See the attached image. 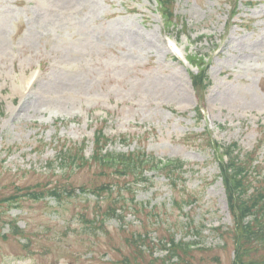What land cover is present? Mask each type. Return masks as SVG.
Listing matches in <instances>:
<instances>
[{
    "label": "rangeland",
    "instance_id": "obj_1",
    "mask_svg": "<svg viewBox=\"0 0 264 264\" xmlns=\"http://www.w3.org/2000/svg\"><path fill=\"white\" fill-rule=\"evenodd\" d=\"M174 2L179 23L166 28L154 0H0V195L37 182L76 186L63 202L27 200L22 212L3 207V217H19L31 242L0 236V264H115L132 250L123 229L147 231L159 244L156 256L165 254L159 246L173 233L211 248L194 264L231 263L232 242L224 245L205 228L199 238L188 232V216L173 199H192L183 211L191 209L194 227L231 224L223 186L214 179L217 160L198 138L204 127L223 145L237 142L240 153L256 149L253 163L264 173V0H238L232 19L226 0ZM165 35L207 63L202 109L209 122L196 120L198 99L186 69L167 54ZM35 67L40 76L26 91L23 80ZM98 126L112 138L105 149L180 158L186 168L174 189L146 172L147 182L135 189L145 212L108 220V233L82 223L100 219L95 197L78 195L80 187L104 180L94 165L65 177L47 169L63 143L85 141L89 156Z\"/></svg>",
    "mask_w": 264,
    "mask_h": 264
},
{
    "label": "trees",
    "instance_id": "obj_2",
    "mask_svg": "<svg viewBox=\"0 0 264 264\" xmlns=\"http://www.w3.org/2000/svg\"><path fill=\"white\" fill-rule=\"evenodd\" d=\"M158 2L165 7L167 14L172 15L171 5L172 0H158ZM203 75H194L191 77L192 83L197 89L202 90L205 86L202 82ZM199 115V113H198ZM205 133H202V135ZM107 139L101 131H97L95 136L94 154L89 158H85L82 149L77 146L62 147L58 156L56 157L60 161L61 169L67 170V165L75 164L76 166H84L89 163L96 164L98 175L115 180L114 183L118 190L124 188L126 191L132 194L133 187L125 183L128 176H133L134 181L143 180L142 171L145 168L143 163L149 162L146 156L142 157L136 153L126 154H115V153H99V144L105 142ZM208 145L210 144L207 136L203 138ZM236 143L232 144V149L228 151L230 154ZM252 157V158H251ZM117 159V163L115 162ZM253 156L250 154L249 158L240 157L238 154L230 156L228 163L219 164V175L221 176L227 194L229 203V211L233 221V227L225 231L222 229L219 231V235L226 236L230 234L236 241V261L234 264H264V185H257L258 182H264V175L262 178H257L255 173L260 167L259 164L255 165L252 163ZM67 164V165H66ZM184 163L180 159L171 160L166 167L163 169V174L169 178L170 183L175 187L181 179V174L184 171ZM123 182V185L121 184ZM256 182V183H255ZM68 187L60 188L58 185L48 189L46 184L39 183L35 188L29 187H17L14 186L11 193L0 195V230L7 226V231L1 233L0 236L4 239L14 237L18 239L26 236L23 229L16 225L15 219H1V216L5 214L3 209L4 205H14L21 207L19 203L21 197L30 198L33 200H39L45 196H50L56 200H63L64 198L71 196L74 185L72 182L68 184ZM94 194L99 196L103 193L112 196L113 189L106 182H102L99 186L94 187ZM119 192V191H118ZM133 205L134 197H130ZM117 201H115V204ZM121 208L127 204H123ZM176 205L180 206L177 200L174 201ZM114 203V202H113ZM100 207L99 204H97ZM139 210V209H138ZM99 211V210H98ZM100 214V225H104L106 220L112 217L118 216L116 208L109 205ZM96 221V218H94ZM86 220V219H84ZM93 222V221H91ZM94 226V225H93ZM140 243H143L141 235H137ZM30 241V239H28ZM133 242L137 243V240L132 238ZM172 242V248L169 249V254L166 258H155L147 255L148 251L142 248L140 245H136L134 252L130 256H126L124 259L119 261V264H168L166 260H170L172 256H177L182 262H186L185 256L189 255V252L185 248L184 244ZM151 255V253H150ZM121 262V263H120Z\"/></svg>",
    "mask_w": 264,
    "mask_h": 264
}]
</instances>
